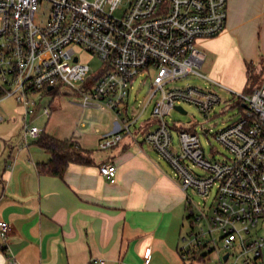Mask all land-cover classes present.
Returning a JSON list of instances; mask_svg holds the SVG:
<instances>
[{"label": "built area", "instance_id": "obj_1", "mask_svg": "<svg viewBox=\"0 0 264 264\" xmlns=\"http://www.w3.org/2000/svg\"><path fill=\"white\" fill-rule=\"evenodd\" d=\"M123 1L0 0V104L17 96L27 120L36 112L35 94L69 89L80 97L84 109H108L120 120L124 112L120 132L100 144L101 150H108L123 140L121 130L129 131L142 116L128 114L133 82L147 70L155 72L149 103L157 95L160 99L152 112L156 127L146 133L145 142L171 164L184 191L207 198L216 189L208 214L197 215L188 196L191 228L203 225L199 232L184 236L183 258L207 264L208 255L216 251L215 264H264V83L251 95L231 91L238 97L241 116L216 135L230 155L223 161L206 160L197 132L181 131L180 150L175 151L167 121L178 106H195L208 117L221 104L222 98L211 88L169 85L194 75L224 88L200 71L206 54L198 42L216 38L226 29L229 0H129L124 15L117 17ZM43 4L50 7V14L38 25L36 13ZM78 48L98 56L103 69L96 73L81 63ZM43 114L49 117L51 110L46 107ZM42 134L25 122L26 146ZM189 163L206 175L196 174ZM100 173L111 184L117 182L114 164L101 165ZM11 229L0 219L4 244ZM150 263L148 248L144 264Z\"/></svg>", "mask_w": 264, "mask_h": 264}, {"label": "crops", "instance_id": "obj_2", "mask_svg": "<svg viewBox=\"0 0 264 264\" xmlns=\"http://www.w3.org/2000/svg\"><path fill=\"white\" fill-rule=\"evenodd\" d=\"M247 15L248 23L259 21V39L234 48L228 26L235 28ZM198 45L206 54L202 74L208 80L244 90L247 64L259 65L264 57V0H232L223 33ZM67 106L49 117L42 112L49 119L43 134L74 140L95 164H72L63 178L39 174L38 166L52 156L38 140L24 144L29 117L20 111L9 119L0 108V219L12 228L7 244L0 238V264H144L148 248L150 264H189L181 254L188 193L171 164L145 142L156 127L152 116L121 130L117 146L101 150L104 138L120 132L123 119L91 130L79 126L85 109ZM103 164L117 167L115 184L101 175Z\"/></svg>", "mask_w": 264, "mask_h": 264}, {"label": "rangeland", "instance_id": "obj_3", "mask_svg": "<svg viewBox=\"0 0 264 264\" xmlns=\"http://www.w3.org/2000/svg\"><path fill=\"white\" fill-rule=\"evenodd\" d=\"M128 2L129 0L123 1L121 8L115 12V15L117 17H122L124 15L128 6ZM230 4H232V0L228 1V6H230ZM245 4L247 5V2L240 3L241 6ZM49 14L50 7L47 4L41 5L36 13V24L41 25L46 22ZM249 17L250 16L247 15L243 19L239 20L235 28L232 27V25L228 26V30L232 35L231 44L234 48L244 49L245 47H248L254 41L256 42L259 39L260 34L255 32L259 21L256 20V22L248 23L247 20H249ZM252 25H255L253 31ZM198 48H200L199 45ZM77 52L80 57L81 63L89 65L93 72L98 73L103 69L104 64L98 56L93 55L82 48H78ZM200 71L202 73L206 72L202 68L200 69ZM145 73V76H139L133 82V89L131 90V95L127 100L128 114L131 117L139 116L140 114L142 115L140 117L138 125L151 118L154 106L160 99V95H157L154 97L153 101L149 103L150 98L154 92L153 79L155 76V72L147 70ZM219 82H221L223 86L229 91L218 86H211L210 83L206 80L194 75H190L186 78L177 80L169 85V88H183L188 85L203 89L211 88L222 98L221 104L217 105L214 112L208 117L204 116L197 107L187 104L183 107L187 114H183L177 110L171 112L170 116L167 117V121L169 122L172 131L175 151L178 152L180 150L181 130L189 129L195 126V128L197 129V134L201 140V145L205 151L206 160L215 162L223 161L226 159V157H230L228 150L216 140V135L218 132L231 125L241 116V109L237 105L238 97H236L232 92L243 93V88H238L233 84L227 83L225 80H220ZM33 98L38 102V105L35 114L29 116L28 120L31 126L37 125V127L41 130H43L49 123V119L42 114L43 110L46 107H48L52 113L53 111L61 108H65V110L70 109L67 106L68 104H75L80 102V97H78L73 91L69 89H61L53 93H37ZM0 108L4 112H6V114H9V119L14 114L17 115L20 111L25 114L23 108L17 102V96H13L4 100L0 104ZM126 117L127 115L123 112V117L121 118V120L126 119ZM121 120L117 118L116 114L113 111L108 109H85L84 116L80 118L79 126H81L82 123H85L91 130H94L96 128L105 129L106 127L115 124V122H119L121 124ZM190 166L193 168V171L196 174L200 176L206 175V172L203 169L193 164H190ZM187 193L193 202V206H195L197 215L202 212L208 214L212 210L215 203L216 189L212 190L211 194L207 198L201 197L193 190H189ZM191 222L192 220L188 221L187 227L184 231V236H189L192 231H194L195 233L199 232L201 226L203 225L199 224L195 226V229L193 230L191 228ZM215 238L219 239L220 235L215 234ZM208 240H211L210 235L208 236ZM205 241L207 240L205 239ZM184 244L185 243H183V246ZM217 245L220 248L222 247L221 242H218ZM217 261L218 254L216 251L209 254L208 258H206L207 264H215ZM203 263L204 262L201 261L197 262V264Z\"/></svg>", "mask_w": 264, "mask_h": 264}, {"label": "trees", "instance_id": "obj_4", "mask_svg": "<svg viewBox=\"0 0 264 264\" xmlns=\"http://www.w3.org/2000/svg\"><path fill=\"white\" fill-rule=\"evenodd\" d=\"M264 83V57L260 60L259 65L247 64V83L243 90L246 95H251ZM240 106V103H237ZM155 121V120H154ZM156 124V122H155ZM196 133L195 126L189 129H182ZM38 143L47 150L52 158L46 164L38 166L40 175H50L63 178L68 168L72 164L94 165V159L89 152L84 151L74 140H59L52 136L42 134ZM190 217V216H189ZM189 264H194L190 262Z\"/></svg>", "mask_w": 264, "mask_h": 264}, {"label": "water", "instance_id": "obj_5", "mask_svg": "<svg viewBox=\"0 0 264 264\" xmlns=\"http://www.w3.org/2000/svg\"><path fill=\"white\" fill-rule=\"evenodd\" d=\"M75 61H77V60H75ZM176 110L179 111V112H181V113H183V114H187V112L184 110L183 107L178 106V107L176 108ZM206 132H207V131H206ZM228 257H229V255L227 254V255L225 256V260H227Z\"/></svg>", "mask_w": 264, "mask_h": 264}]
</instances>
